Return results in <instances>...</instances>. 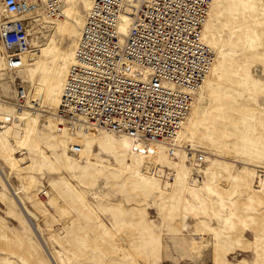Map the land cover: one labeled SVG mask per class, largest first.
I'll use <instances>...</instances> for the list:
<instances>
[{
	"label": "rangeland",
	"instance_id": "1",
	"mask_svg": "<svg viewBox=\"0 0 264 264\" xmlns=\"http://www.w3.org/2000/svg\"><path fill=\"white\" fill-rule=\"evenodd\" d=\"M90 1L78 0L75 43ZM211 12L209 41L220 53L200 103L206 144L186 133L174 158L162 146L135 157L116 136L59 128L45 107L12 172V148L25 132L12 100L16 81L31 92L44 74L39 64L0 73V123L10 121L0 128V264H264V0H216ZM50 19L29 23L35 42L55 37L70 56L75 43L62 42L64 23ZM53 58L51 81L63 84L64 56L56 65ZM67 143L84 155L72 157ZM189 148L204 152L202 178L186 161Z\"/></svg>",
	"mask_w": 264,
	"mask_h": 264
},
{
	"label": "built area",
	"instance_id": "2",
	"mask_svg": "<svg viewBox=\"0 0 264 264\" xmlns=\"http://www.w3.org/2000/svg\"><path fill=\"white\" fill-rule=\"evenodd\" d=\"M211 1L94 0L56 109L70 124L65 129L83 122L98 132L108 129L131 137L140 153L162 146L174 158L177 136L214 61L202 41ZM61 6L62 0H0V56L7 69L22 68L32 46L24 14L38 7L59 14ZM121 14L131 19L123 38L118 32ZM16 82L12 100L21 109L28 92ZM78 149L72 146V152ZM202 151H186L198 178V167L205 163ZM171 170L164 178H172Z\"/></svg>",
	"mask_w": 264,
	"mask_h": 264
},
{
	"label": "bare ground",
	"instance_id": "3",
	"mask_svg": "<svg viewBox=\"0 0 264 264\" xmlns=\"http://www.w3.org/2000/svg\"><path fill=\"white\" fill-rule=\"evenodd\" d=\"M83 1L86 2V0H83ZM93 3H94V0H91L89 3V6H88V9L86 11L82 26L80 27L78 37H79V35H81V30H82V28L85 24V21H86L87 12L92 7ZM77 4H78V0H62V6L60 8L59 14L55 13L54 15H52L48 10H44V9H41L38 7L37 11H30L24 15H25V17H27V19H29V22H32V20H33V22H35L36 26H38L40 24L39 20H37L38 18H42V17L45 18L47 16L48 18H51L50 20L53 21L51 23L57 22L56 19H59V21L63 22L65 26L62 27V30H61V27L60 28L57 27L58 30H57L56 36H59L60 40L62 42H63V40H65V38H66V40L73 41L74 36L71 33V29L72 28H78L79 29L78 16L80 15V11L77 10V8H76ZM215 5H216V0H212L210 7H209V10H208V13H207V16H206V19H205V22H204V25H203V30H202V41L208 47V49L210 50V52L213 54V57H214V61H213L212 67H211V72H210V75L207 78H205L201 88L199 89V91L197 92V94L195 96L193 107H192V109L188 115L186 122L183 125V128L180 130V132L177 136V142L181 140L182 143H187L189 138L186 135V133H189L190 136L193 138V141H195L196 143L206 144L205 143L206 128L201 126V124L198 125V119L200 118V112H201L200 103L202 102L204 95L207 93L206 88L208 85H213L212 74L214 77L215 70H216V61H215L216 60V54H215V51L220 53V49H217V47L212 48L210 41H209V31L212 27V24L214 23V21L212 19L213 12H211V9L215 8ZM39 14H41V16L37 17ZM24 15H21V16L17 15L15 17H22ZM60 17H61V19H60ZM130 20L131 19L129 18L128 15L121 14L120 19H119V24H118V32L120 33L122 38H123L124 34L128 33ZM33 27L35 28V26H32V25H31V27H29V34L31 35L30 36V43L32 46H31V49L23 56L24 65L22 68H19L17 70H13V71L7 69L3 59L0 56V73H13V72L22 71L25 69L27 70L28 68H31V67L39 64L38 71H40L44 74V77H43L41 83L35 84L34 89L31 92L28 90L27 86H25L26 90L28 92V96L26 99V105L24 107L25 109L21 108V109L17 110L16 117L19 121H22L25 132H24V139L22 141H20L19 143H17L12 148V151H13L12 166H11L12 172L22 168L21 166H22V163L24 161V158H21L22 160H20L17 157V155L22 153L27 140L32 137V135L35 131V127L39 123L40 115L42 112H44L45 107H47L49 110V113H48L49 119L47 120L48 123H52V120L54 118L55 122L52 123L53 125L58 123V122H60V123L62 122L64 127H66V124L68 126L70 125L68 123H65V120L63 117L56 115L57 114L56 109L58 108V106L60 104L61 90H62V86L65 83L66 76H65V80H64L63 84L58 79L56 80V82H52L51 77H52L53 68L51 71H49L47 69V66H48L47 59L50 56L54 55V58H53L54 61H53L52 65H56L60 56L61 55L64 56V58L62 60V62H63L62 70L64 69L65 73L67 74L68 68L73 62L74 53H72L69 56L67 48H65V50L63 51L64 47L62 45H57V43L55 41V37L52 38L46 46H41V47L38 46L37 43L35 42L36 38L34 35L35 33L33 30ZM53 27L55 28V26H53ZM73 42L75 43V41H73ZM75 45H76V43L74 44V47H75ZM67 56H69L70 58L66 61ZM28 61H29V64H28ZM33 103H36L37 106H39V108L36 109L35 108L36 105L34 106ZM27 107L30 108L29 111L26 110ZM9 122H10L9 118H7L5 123H0V124H1V126H4V125L8 124ZM85 124L83 122L77 121L75 123V127L73 130L77 131V133H80V134H89V135H93V136L98 133V131H96V130L89 129ZM1 126H0V128H1ZM100 132L118 137L120 139V141L123 143V148L128 149L129 153L135 157H146L149 153V152H145L143 154V153H140L139 151H135V147L138 148L140 144L137 143L136 141H134L131 137H129L127 135H119V134H117L111 130H108V129H103ZM74 145L79 146V149L76 151L77 153L72 152V146H74ZM153 146L154 145H152L151 148H153ZM67 148L70 150V155L72 157L78 158V157H81L84 155L83 148L79 143H74V144L73 143H67ZM205 162H206V158H205ZM204 165H205V163L202 166H204ZM201 167H198V168H201ZM147 171H149V170H147ZM1 173L3 174V172H1ZM170 179H166V180L170 181ZM22 205L26 210L25 205L23 203H22ZM18 209H19V207H18ZM26 218L30 222V224H29L26 221L30 225V227L32 228L34 234L37 235V237H39L42 241H44L42 238L43 236L40 233L41 232V229L39 227L40 225L36 222V219L33 216H31L30 214L27 215Z\"/></svg>",
	"mask_w": 264,
	"mask_h": 264
}]
</instances>
